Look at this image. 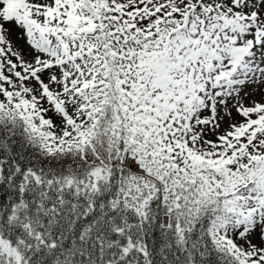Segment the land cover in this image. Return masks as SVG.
I'll return each mask as SVG.
<instances>
[{"label": "snow or ice", "instance_id": "1", "mask_svg": "<svg viewBox=\"0 0 264 264\" xmlns=\"http://www.w3.org/2000/svg\"><path fill=\"white\" fill-rule=\"evenodd\" d=\"M0 264H264V0H0Z\"/></svg>", "mask_w": 264, "mask_h": 264}]
</instances>
